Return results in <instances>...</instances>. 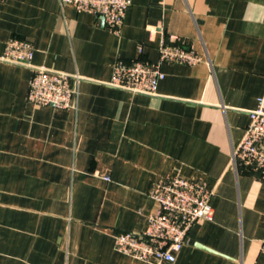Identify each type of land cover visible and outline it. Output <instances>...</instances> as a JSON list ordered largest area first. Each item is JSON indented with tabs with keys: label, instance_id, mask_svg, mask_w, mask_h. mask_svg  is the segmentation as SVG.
<instances>
[{
	"label": "crops",
	"instance_id": "crops-1",
	"mask_svg": "<svg viewBox=\"0 0 264 264\" xmlns=\"http://www.w3.org/2000/svg\"><path fill=\"white\" fill-rule=\"evenodd\" d=\"M12 38L35 54L0 59V264H146L115 236L146 230L172 176L214 192L175 264H264V182L232 156L264 98V0H132L119 33L59 0H7L0 58ZM173 42L201 62L162 64L154 96L110 85L118 61L158 63ZM42 66L81 77L74 109L28 101Z\"/></svg>",
	"mask_w": 264,
	"mask_h": 264
},
{
	"label": "built area",
	"instance_id": "built-area-1",
	"mask_svg": "<svg viewBox=\"0 0 264 264\" xmlns=\"http://www.w3.org/2000/svg\"><path fill=\"white\" fill-rule=\"evenodd\" d=\"M7 0H0V3ZM78 13L102 17L109 31L119 33L132 0H59ZM34 46L27 40L12 38L7 42L2 61L30 66ZM201 56L183 42L163 43L159 47L158 63L135 61L114 65L111 86L134 94L154 96L165 78L161 65L165 63L195 66ZM28 101L34 105L59 110L75 108L81 77L71 76L46 67H33ZM233 164L244 166L259 175L264 182V98L250 112V123L239 146L233 150ZM214 192L202 180H187L179 176L165 177L153 187L150 196L157 207L141 233L125 232L115 236V248L146 264H175L176 254L187 242L191 229L198 222L211 219L210 204ZM264 253V239L261 241Z\"/></svg>",
	"mask_w": 264,
	"mask_h": 264
}]
</instances>
